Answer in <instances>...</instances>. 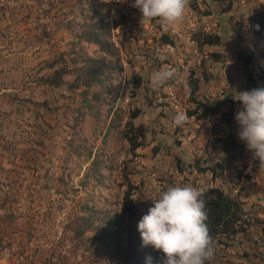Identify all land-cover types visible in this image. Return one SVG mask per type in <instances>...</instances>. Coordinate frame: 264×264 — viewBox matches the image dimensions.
Instances as JSON below:
<instances>
[{
  "label": "rangeland",
  "instance_id": "rangeland-1",
  "mask_svg": "<svg viewBox=\"0 0 264 264\" xmlns=\"http://www.w3.org/2000/svg\"><path fill=\"white\" fill-rule=\"evenodd\" d=\"M46 3L51 11L44 16L40 10L45 4L39 7L36 0H0V69L9 67L11 79L0 80V89H10L0 93V130L9 128L0 133V153L16 162L11 185L0 174V202L7 200L0 215L12 217L0 221V249L6 243L18 244L22 255L9 264H110L106 257L93 263L86 243L74 250L67 227L89 210L98 217L96 223L106 222L118 213L129 184L135 187L138 219L170 186L222 188L241 201V214L252 220L247 228L238 225L236 239L221 235L214 243L211 264H264V169H259V161L253 172L246 169L252 155L247 147L243 160L228 161L219 138L232 129L229 125L216 117L202 121L187 114L194 100L213 103L227 93L236 97L244 91L239 54L254 56V70L264 68L258 57L264 40L255 45L246 21L251 8L264 7V0H189L182 23L167 31L157 20L143 22L132 6L134 0ZM84 16L98 21L111 41L125 43L124 48L117 47L119 71L104 82L111 90L101 91V103L92 109L83 107L79 90L45 85L42 79L49 70H39L60 53L102 54L97 46L79 39ZM54 19H74L75 24L71 29H54ZM43 25L52 31L48 38H42ZM198 31L217 36L219 43L202 45L194 37ZM161 34L173 44H164ZM165 68L175 69L174 77L154 89L153 73ZM134 74L141 77L138 88L132 85ZM192 79L198 80L194 94ZM62 89L69 95L63 96ZM43 101L48 109L40 106ZM134 109L139 114L131 119ZM178 112L187 116L183 126L174 124ZM130 134L141 143L135 150L126 138ZM208 160L223 166L221 181L200 173L193 164L205 166ZM23 172L26 177L20 176Z\"/></svg>",
  "mask_w": 264,
  "mask_h": 264
},
{
  "label": "trees",
  "instance_id": "trees-1",
  "mask_svg": "<svg viewBox=\"0 0 264 264\" xmlns=\"http://www.w3.org/2000/svg\"><path fill=\"white\" fill-rule=\"evenodd\" d=\"M46 1L36 0L39 7L41 4H45V7L40 10L44 16H47L51 11V7L47 5ZM81 1L75 0L77 3H81ZM134 9L140 13L137 8L134 7ZM228 10L229 7H226L225 11ZM83 20L79 39L97 46L102 54L100 56H88L79 54L76 51L60 53L53 59L46 60L39 70H49V73L44 75L42 79L45 85L53 88L65 85L71 92L79 90L83 107L92 109L101 103V91L108 93L111 90L109 85L104 84V82L110 78L112 72L119 71L118 65L115 63L118 58V49L114 47L110 40V35L107 36L104 30L101 29L98 21H88L86 16H84ZM246 21L255 40V45L258 46L259 42L264 40V7L254 5ZM53 24L54 29H71L75 21L74 19H65L64 21L62 19H54ZM46 27L47 25H43L41 30L42 38H48L52 34V31L50 29L47 30ZM194 37L202 45L219 43V38L209 33L198 31ZM160 38L164 44H173L172 39L167 34H161ZM119 41L122 48H124V41L122 39H119ZM66 54H68L67 58ZM215 56L217 57V54ZM238 57L242 61L240 69L245 77L244 91L264 88V68H261L260 72L253 69L254 56L252 54H239ZM258 57L264 64V45L258 49ZM132 81L134 88H138L142 82L140 75L136 74L132 76ZM197 85L198 80L192 79L190 83L192 94L196 92ZM96 86L100 87V91L93 90ZM89 94L90 98H88ZM234 96L230 92L213 103L194 100V107L187 111L188 116L194 117L196 120L205 121L216 117L218 122L225 123L232 128L219 138L221 150L229 158L228 161L232 159L243 160L247 156L245 142L239 139L240 127L235 120L236 109L240 110L242 104L240 101L235 100ZM40 106L48 109L46 101L40 103ZM138 114L139 109H134L130 114V118L134 119ZM128 124L129 129L132 130L133 123L131 120ZM126 138L132 150H135L141 144L136 142L137 137L134 134L126 135ZM5 149L7 148L5 147ZM10 162H12V167L8 169L3 166L0 167V174H4L7 178L12 173H16V162ZM25 163L24 166L28 168L27 161ZM205 163V166L200 164L198 166V162L193 164L200 173H210L213 179H220L219 181H221L223 178V166L213 160L205 161ZM32 169L34 170L35 167H32ZM246 177L250 178L249 175H246ZM134 188L133 185H128L123 192L118 213L111 216L106 222L103 219V222L96 223L98 217L91 210H89V213L74 217L72 223L67 227L72 231V240L75 241L74 250L86 243L87 246L85 248L90 254L89 257L93 263L97 262L101 257H106L110 264H164L162 252L154 250L151 246H141L140 234L137 231L140 219H138V211L132 192ZM201 190L203 191L202 199L205 202V210L208 215L206 223L213 241L217 236L224 234L228 236L235 233L238 230L236 225L242 212L241 201L217 186H207ZM6 203L7 200L0 202V210L4 209ZM84 210H87V207H84ZM11 218L9 215H0V221L2 219L11 220ZM89 230L93 231V233L87 236L86 233ZM207 264H211V262L208 261Z\"/></svg>",
  "mask_w": 264,
  "mask_h": 264
},
{
  "label": "clouds",
  "instance_id": "clouds-1",
  "mask_svg": "<svg viewBox=\"0 0 264 264\" xmlns=\"http://www.w3.org/2000/svg\"><path fill=\"white\" fill-rule=\"evenodd\" d=\"M188 4L189 0H134L132 6L139 10L143 22L157 20L167 31L182 23ZM174 75L172 68L157 71L151 77V86L159 88ZM235 100L242 104L235 115L240 127L239 139L246 143L250 156L259 161V169H264V88L238 92ZM186 121L183 112L174 117L176 126H183ZM196 186H170L162 190L138 222L141 246L162 252L164 264H207L214 258L215 246L206 223L203 191Z\"/></svg>",
  "mask_w": 264,
  "mask_h": 264
},
{
  "label": "built area",
  "instance_id": "built-area-1",
  "mask_svg": "<svg viewBox=\"0 0 264 264\" xmlns=\"http://www.w3.org/2000/svg\"><path fill=\"white\" fill-rule=\"evenodd\" d=\"M113 44L115 47H120L119 43L117 40L113 39ZM123 64L124 66H126V62L123 61ZM129 86H131V83H128ZM60 93L63 95V96H68L69 93L67 91V89H62L60 90ZM130 99V96L129 94H126L125 95V101L128 103ZM256 160L253 159L252 156H250L246 163H247V170L250 172V170L253 168L254 164H255ZM24 173V174H23ZM23 173H20V176L21 177H26V173L23 172ZM252 219L250 217L249 214L247 213H242L240 218H239V221L237 222V227L238 225H242L244 228H247V223L250 222ZM232 239H236L239 237V233H238V230L235 232V233H232L229 235ZM221 236H217L216 239L214 240V243L220 238ZM215 246V245H214ZM19 246L18 244H11V245H8L7 243L2 245L1 246V249H0V254L2 256V259L6 260V261H11L12 259H22V255H20L19 253Z\"/></svg>",
  "mask_w": 264,
  "mask_h": 264
},
{
  "label": "crops",
  "instance_id": "crops-1",
  "mask_svg": "<svg viewBox=\"0 0 264 264\" xmlns=\"http://www.w3.org/2000/svg\"><path fill=\"white\" fill-rule=\"evenodd\" d=\"M4 63H6V59L4 60ZM6 65H7V63H6ZM5 65V66H6ZM5 69H4V72H1V70L2 69H0V80H5V82L6 83H9V82H11V79H10V75H9V71H8V68L9 67H4ZM3 73V74H2ZM2 74V75H1ZM3 76H4V78H3ZM1 91H0V93H4L5 92V94H7L8 93V90H10V89H0ZM39 114H41L40 112H39ZM3 129H6L5 127L3 128ZM6 130H9V128L8 129H6ZM6 130H4V131H6ZM4 131H2V130H0V133H3ZM1 137V136H0ZM0 142H2V141H0ZM19 144V143H18ZM19 146H21V144H19ZM0 150H1V146H0ZM0 165L1 166H3V167H6V168H10V167H12V162H10V160H9V157L8 156H6V155H4V154H2V153H0ZM255 169H257V167H255ZM14 174L15 173H12L11 175H10V177L8 178L9 180H8V182H9V184L11 185L12 183H11V181H12V178H13V176H14ZM243 181L244 180H241V184H245V182L243 183ZM240 186V185H239ZM244 186V185H243ZM12 189V188H11ZM241 199V198H240ZM242 200V199H241ZM23 239H24V244L26 245V247H27V245L29 244V243H27V239H25L24 237H23ZM9 262L10 261H6V260H3V259H0V264H9ZM10 263H12V262H10Z\"/></svg>",
  "mask_w": 264,
  "mask_h": 264
},
{
  "label": "water",
  "instance_id": "water-1",
  "mask_svg": "<svg viewBox=\"0 0 264 264\" xmlns=\"http://www.w3.org/2000/svg\"><path fill=\"white\" fill-rule=\"evenodd\" d=\"M208 1H210V0H208Z\"/></svg>",
  "mask_w": 264,
  "mask_h": 264
}]
</instances>
